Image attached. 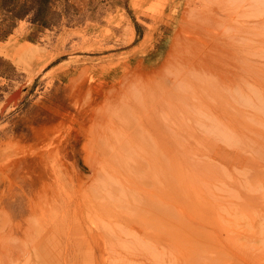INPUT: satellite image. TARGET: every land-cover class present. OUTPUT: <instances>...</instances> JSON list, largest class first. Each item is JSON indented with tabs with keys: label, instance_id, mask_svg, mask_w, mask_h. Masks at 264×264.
Masks as SVG:
<instances>
[{
	"label": "rangeland",
	"instance_id": "1",
	"mask_svg": "<svg viewBox=\"0 0 264 264\" xmlns=\"http://www.w3.org/2000/svg\"><path fill=\"white\" fill-rule=\"evenodd\" d=\"M207 1L42 0L40 26L0 0V264H264V0ZM225 6L251 65L201 90L180 64Z\"/></svg>",
	"mask_w": 264,
	"mask_h": 264
},
{
	"label": "bare ground",
	"instance_id": "2",
	"mask_svg": "<svg viewBox=\"0 0 264 264\" xmlns=\"http://www.w3.org/2000/svg\"><path fill=\"white\" fill-rule=\"evenodd\" d=\"M198 1V0H197ZM197 1H194V2H192V0H191V2L192 3H194V4H196L195 2H197ZM207 1V0H206ZM214 1V0H213ZM221 1V0H220ZM223 1V0H222ZM225 1V0H224ZM224 1H223V3H224ZM228 1V0H227ZM229 1H231V0H229ZM240 1V0H239ZM238 1V2H239ZM244 2L245 1H249L248 2V4L245 6V8H249V6L251 7L252 6V4H253V2L255 1H253V0H243ZM242 1V2H243ZM208 2V1H207ZM207 2H205V3H207ZM211 2H212V0H211ZM242 2H241V4H242ZM201 3V2H200ZM199 3V4H200ZM230 3V2H229ZM235 3H237V2H235ZM234 3V4H235ZM246 3V2H245ZM198 4V5H199ZM233 4V5H234ZM239 4H240V2H239ZM227 5V4H226ZM245 5V4H244ZM194 6V5H193ZM236 6V5H235ZM177 7V6H176ZM175 7V8H176ZM196 7V5L194 6V8ZM247 8V9H248ZM242 9V7L240 8V10ZM247 9H245L246 11H247ZM250 10H251V8H250ZM241 12L240 13V11H237V12H235V10L233 9V8H229V7H226L225 6V8H217L216 10H213L212 12H211V15H206L205 17H204V19H203V21H204V23L206 22V21H209V23L210 22H212V27H214L215 26V23L217 24V28H215L218 32L217 33H215V32H213V33H215V34H213L212 32H210V31H207L205 34L207 35V36H212V38L210 39V42H207V38H206V40H205V43H206V46L205 47H202V49H203V57H200L199 59L197 58L195 61H193V59H192V61H190V62H188L189 60L188 59H186V60H183L182 61V63L180 64L181 66H180V68H181V71L183 72V74L181 73V75H180V79L181 80H185L186 82H187V84H193V80H191V79H193V78H191V79H188V78H186L187 76H183L184 75V71H185V67H183L184 65H189V68L190 67H192L193 68V66L194 65H196V66H199V67H201V69L203 68V69H206L207 71L209 70V73L208 72H206V74L205 73H202L201 75H199V76H195L196 78H194L195 80H194V83H195V85H198V84H202V85H200L199 86V88L201 89V90H206L208 87L209 88H212V87H210V86H215V84L216 83H218V82H220V83H222V81L223 82H226L227 83V87H229L230 86V88L229 89H233L234 87H235V83L237 82V79H236V74L238 73V69H239V65H238V61H237V59L239 58L238 56H237V54H235V50H240V49H242V51L244 52V55H243V52H241L242 53V55L244 56V58H242V60H243V62H245L246 63V65L247 66H249V64L251 65V59H252V55H251V53H250V48H249V50H248V47L246 46L245 47V49L244 48H242L241 47V44H239V39L240 38H242V36L243 37H245V38H248V34L250 33L251 34V32H252V30H251V23L250 22H246V23H242L241 24V28L240 29H238V30H240V33H238L237 34V36L234 34V35H229V36H225V33L228 31V29L226 28V27H230L231 26V21H230V23H229V20L230 19H228V18H231L232 20H234L236 17L237 18H239L238 16H246V17H249L250 16V13H249V10H248V13L247 12ZM210 12V11H209ZM208 14V13H207ZM196 16V15H195ZM221 16H225L227 19L226 20H228V22L227 21H225L224 19H222V17ZM257 16V15H256ZM262 16V15H261ZM203 17V16H202ZM259 18V17H258ZM175 19L176 18H174L173 19V21L176 23V21H175ZM200 19V18H199ZM241 19V18H240ZM248 19V18H247ZM196 21V20H195ZM199 22V21H198ZM243 22V21H242ZM204 23H203V25H204ZM196 24V23H195ZM208 24V23H207ZM199 26V25H198ZM200 26H202V24H200ZM194 27H195V25H194ZM208 27H209V24H208ZM224 27V28H223ZM198 28V27H197ZM231 28V27H230ZM214 29V30H215ZM242 29H245L244 30V32L242 31ZM231 30V29H230ZM229 30V31H230ZM194 31H196V30H194ZM202 31V30H201ZM199 33H200V30H199ZM199 33H198V35H199ZM241 33H244V35H242L241 36ZM195 34H197V33H195ZM195 36V38L196 37H200V36ZM202 35V34H201ZM203 36V35H202ZM201 36V37H202ZM231 36V37H230ZM194 38V37H193ZM228 38H230V39H228ZM202 39H204V38H202ZM202 39H199V38H197V40H200V41H198L199 43L200 42H202L201 40ZM249 39V38H248ZM196 40V39H195ZM246 40V39H245ZM192 41H194V40H192ZM237 41V42H236ZM197 42V41H196ZM195 43V42H194ZM244 43V42H243ZM22 46H23V44H21ZM250 46V45H249ZM25 47H27V45L25 46ZM21 48H24V47H21ZM20 48V49H21ZM24 50V49H23ZM171 51H173V49H171ZM170 51V52H171ZM262 52H259V54H261ZM17 54V53H16ZM171 54V53H170ZM194 54V53H193ZM196 54V53H195ZM191 56V55H190ZM173 57V56H172ZM196 57V56H195ZM195 57H194V59H195ZM199 57V56H198ZM182 58V57H181ZM184 58V57H183ZM189 58H191V57H189ZM193 58V57H192ZM185 59V58H184ZM142 64H143V62H142ZM191 65V66H190ZM193 65V66H192ZM143 66V65H142ZM141 66V67H142ZM148 67H151L150 69H151V71L153 72V73H155V75L158 73V70L162 67L163 68V65L160 63V60H156L155 61V64H146V65H144L142 68H143V70L144 69H146V68H148ZM188 67V66H187ZM196 69V68H195ZM155 71V72H154ZM160 72V71H159ZM246 72V71H245ZM199 73V72H198ZM209 74V77L207 76L208 74ZM191 74V73H190ZM196 75V74H195ZM198 75V74H197ZM192 76H193V74H192ZM213 81V79H214V81L216 82V83H213L211 80ZM139 80V79H138ZM137 80V81H138ZM209 80L212 82V83H210L209 82ZM140 82V81H139ZM198 82H200V83H198ZM127 82L126 81H124L123 83H122V85L124 84V86H127V84H126ZM130 83L131 84H129L128 85V89H129V87H130V85L132 86V85H134V86H136V80L135 81H130ZM141 84H142V82H140ZM139 83V84H140ZM220 83H219V85H220ZM238 83V82H237ZM225 84V83H224ZM213 86V87H214ZM216 86H217V84H216ZM249 86H250V84H249ZM122 87L123 86H121V89H122ZM137 87V86H136ZM127 88V87H126ZM135 88V87H134ZM133 88V89H134ZM128 89H126V90H128ZM235 89V88H234ZM20 90V89H19ZM125 90V92H127L128 93V91H126ZM130 90H131V88H130ZM257 90V89H256ZM258 91V90H257ZM122 92H123V90L122 91H120V92H118V94H122ZM259 92V91H258ZM234 93V92H233ZM196 94H197V90H196ZM198 95V94H197ZM248 95V94H247ZM197 100V99H196ZM252 100H253V98H252ZM172 102H170V104H171ZM184 103V101L183 100H180V99H176V100H174V107H176V106H181V104H183ZM172 105V104H171ZM253 105V104H252ZM186 106H187V104H186ZM264 106V105H263ZM223 108V107H222ZM177 109V108H176ZM224 109V108H223ZM222 109V110H223ZM207 110V109H206ZM164 111V110H163ZM168 111H170V110H168ZM167 111V112H168ZM196 112V111H195ZM264 112V111H263ZM170 113H171V111H170ZM200 114H201V112H199ZM198 113V114H199ZM160 114H163V113H160ZM164 114H166V113H164ZM202 114H206L205 112H202ZM175 124V123H174ZM198 142V141H197ZM237 142H238V140H237ZM234 144V143H233ZM236 149V148H235ZM229 152V157H230V161H231V164H235V166H236V164H238V163H242V165H243V161L242 160H240V154L238 153V152H233V151H228ZM216 155V154H215ZM228 155V154H227ZM239 155V156H238ZM246 161V160H245ZM206 165V164H205ZM233 166V165H232ZM216 167V166H215ZM226 167V169H227V166H225ZM225 169V170H226ZM187 171H189V169H186ZM159 171V170H158ZM179 174V173H178ZM178 174H175V177H176V175H178ZM172 175H174V174H172ZM180 175V174H179ZM195 173L190 177L191 179H193L194 177H195ZM214 175V174H213ZM197 176H199V175H197ZM183 177V176H182ZM210 177V176H209ZM188 179V177L187 176H185L184 177V179L183 180H178L179 182H181L180 184H183V183H185V184H187L186 182H187V180H190V188L191 189H193L192 190V195H188V198H191V199H193L194 197H197L198 196V193L199 194H201L200 192H198L197 191V189H194V187H192V185L194 184V183H191V179ZM200 177H198L197 179H199ZM175 179H177V178H175ZM195 179V178H194ZM208 180V179H207ZM162 182H164V181H162ZM176 182V181H175ZM200 182V180H198V183ZM174 183V182H173ZM222 183V182H221ZM171 187V186H170ZM185 189H187V185L186 186H181L180 187V189H183V188ZM218 187V186H217ZM216 187V188H217ZM174 189V188H173ZM191 189H189V190H191ZM231 189V188H230ZM237 189V188H236ZM175 190V189H174ZM181 191H184V193H188L189 194V192L190 191H187V190H181ZM202 192V191H201ZM203 193V192H202ZM241 194V193H240ZM151 196V195H150ZM155 196V195H154ZM243 196V195H242ZM148 198H150V197H148ZM152 198V197H151ZM150 198V199H151ZM155 199V198H154ZM191 201V200H190ZM6 204V203H5ZM10 206L11 207H13V204H12V202H10ZM203 212H205V211H203ZM174 223V222H173ZM175 224V223H174ZM177 225H179V224H177ZM173 226V225H172ZM171 226V227H172ZM176 226V225H175ZM174 226V227H175ZM180 227H181V224H180ZM173 229V228H172ZM177 231L178 229L177 228H174L173 229V231ZM180 230H182V229H180ZM179 230V231H180ZM48 231V230H47ZM179 231H177V232H179ZM182 232V231H181ZM47 233V232H46ZM176 237H177V235H176ZM53 239V238H52ZM174 243V242H173ZM172 243V244H173ZM175 245V244H174ZM71 248V247H70ZM74 256V255H73ZM65 259V258H64ZM66 260V259H65ZM64 260V261H65ZM68 261V260H67ZM108 262V261H107ZM68 263V262H67ZM111 264H113V263H111Z\"/></svg>",
	"mask_w": 264,
	"mask_h": 264
},
{
	"label": "trees",
	"instance_id": "3",
	"mask_svg": "<svg viewBox=\"0 0 264 264\" xmlns=\"http://www.w3.org/2000/svg\"><path fill=\"white\" fill-rule=\"evenodd\" d=\"M30 3V4H29ZM29 3H25L18 7V5H13L10 8V12L12 13V18H25L31 13H34V17L32 22L38 24L40 26L46 25V20L43 17V7H47L46 3L42 4V0H29Z\"/></svg>",
	"mask_w": 264,
	"mask_h": 264
},
{
	"label": "water",
	"instance_id": "4",
	"mask_svg": "<svg viewBox=\"0 0 264 264\" xmlns=\"http://www.w3.org/2000/svg\"><path fill=\"white\" fill-rule=\"evenodd\" d=\"M21 98V90H18L17 92H15L7 101V105L5 106V108L3 109V113L6 111L7 107L11 104L14 103L15 105L18 104L19 100Z\"/></svg>",
	"mask_w": 264,
	"mask_h": 264
}]
</instances>
